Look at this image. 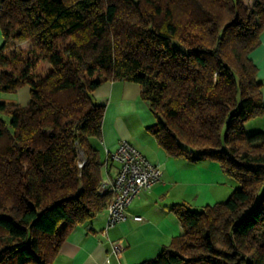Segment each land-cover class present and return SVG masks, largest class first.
<instances>
[{
	"label": "trees",
	"instance_id": "obj_1",
	"mask_svg": "<svg viewBox=\"0 0 264 264\" xmlns=\"http://www.w3.org/2000/svg\"><path fill=\"white\" fill-rule=\"evenodd\" d=\"M0 29V90L30 93L0 102V264H51L107 206L92 92L116 79L139 85L170 156L238 183L213 205L173 206L181 235L139 264H264V130L245 131L264 114L250 56L264 0H0Z\"/></svg>",
	"mask_w": 264,
	"mask_h": 264
},
{
	"label": "crops",
	"instance_id": "obj_2",
	"mask_svg": "<svg viewBox=\"0 0 264 264\" xmlns=\"http://www.w3.org/2000/svg\"><path fill=\"white\" fill-rule=\"evenodd\" d=\"M3 42L0 29V47ZM17 46L23 48L27 43L17 42ZM250 56L259 67L258 74L264 73V31ZM92 96L104 105L101 139H91L101 160L106 162L108 152L119 140L127 139L151 162L160 166L162 175L151 189L130 202L126 218L118 224L106 227V206L89 221L73 227L51 264H139L156 256L174 237L181 235V224L173 213V206L179 203L189 208L213 205L236 187L235 181L215 161L191 163L170 156L149 131L156 120L148 103L141 98L137 83L107 80L92 92ZM29 99L28 85L13 92L0 90V102L3 103L25 105ZM115 166L108 163L106 169L103 167V175L113 173ZM134 215L141 216V220L133 219ZM112 241L124 245L121 257L112 252Z\"/></svg>",
	"mask_w": 264,
	"mask_h": 264
},
{
	"label": "built area",
	"instance_id": "obj_3",
	"mask_svg": "<svg viewBox=\"0 0 264 264\" xmlns=\"http://www.w3.org/2000/svg\"><path fill=\"white\" fill-rule=\"evenodd\" d=\"M107 158L104 168L108 162L116 163L115 170L111 174L104 173L98 193L109 196L106 227H111L126 218L127 207L135 197L160 180L162 169L127 139L119 140ZM133 219L141 220V216L134 215ZM123 249L120 241L111 242V250L117 257H121Z\"/></svg>",
	"mask_w": 264,
	"mask_h": 264
},
{
	"label": "rangeland",
	"instance_id": "obj_4",
	"mask_svg": "<svg viewBox=\"0 0 264 264\" xmlns=\"http://www.w3.org/2000/svg\"><path fill=\"white\" fill-rule=\"evenodd\" d=\"M253 2H254V0H240V3L243 6V8L248 10V11L251 10ZM257 67H258V65H257ZM258 77H259L260 81L262 82V89H264V73H262V71H261L260 74H258ZM256 130H264V114L257 115L255 117L249 119L247 121V123L245 124L246 133H251V132H254ZM114 164L116 165V163H114ZM234 184H235V186L238 185V183L236 181L234 182ZM231 190H230V192H231ZM228 194L225 195L224 197H222L223 198L222 201H224L227 198ZM199 208L200 207H196V208L194 207L193 209H199Z\"/></svg>",
	"mask_w": 264,
	"mask_h": 264
}]
</instances>
